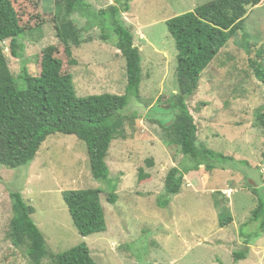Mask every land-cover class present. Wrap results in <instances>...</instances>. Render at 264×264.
<instances>
[{"label": "rangeland", "instance_id": "374dc122", "mask_svg": "<svg viewBox=\"0 0 264 264\" xmlns=\"http://www.w3.org/2000/svg\"><path fill=\"white\" fill-rule=\"evenodd\" d=\"M12 1L22 22L33 21L38 7L51 19L20 38L24 45L21 58L12 56L10 41L1 44L16 78L24 68L31 76H39L42 50L55 45L64 70L73 74L79 97L124 94L126 64L116 48V37L103 41L100 28L85 31L86 19L73 15L85 43L73 47L75 64H71L52 21L54 14L61 13L54 0L34 4L31 0ZM85 1L97 11L116 2ZM208 1L134 0L131 11L123 14L141 50L142 83L140 100L130 108L137 118L128 123L126 138L112 142L107 157L110 179L119 196L115 205L107 201L109 185L93 178L87 146L75 135L50 136L29 167L0 165V264H31L25 250L14 248L7 238L13 191H21L36 209L32 218L51 255L86 242L98 264H264V232L254 237L260 225L251 221L258 205L253 188L264 196V136L255 123L256 111L264 110V84L249 66V60L264 45V1L251 7L246 17L250 40L244 41L242 32L233 37L205 70L197 94L188 102L199 128V141L227 159L216 158L217 169L209 174L204 167L189 172L181 192L170 198L167 207L159 206L169 170L193 162L178 148L168 147L160 127V123L173 121V113L164 107L167 99L178 93L177 49L166 21ZM261 62L264 65V58ZM18 84L24 87L21 81ZM150 159L153 166L147 164ZM140 169L149 177L140 180ZM82 189L102 191L106 232L84 238L74 226L62 193ZM221 213L233 217L223 228ZM237 253L246 258L236 259ZM42 264L55 263L48 257Z\"/></svg>", "mask_w": 264, "mask_h": 264}, {"label": "trees", "instance_id": "16d2710c", "mask_svg": "<svg viewBox=\"0 0 264 264\" xmlns=\"http://www.w3.org/2000/svg\"><path fill=\"white\" fill-rule=\"evenodd\" d=\"M134 0H116L107 9L96 10L85 0H54V7L61 13L54 14L56 35L64 46L66 56L75 64L73 47L79 48L85 41L82 29L72 16L80 14L86 19L85 31L100 28L101 39L109 41L116 37V48L126 64L127 85L124 94H101L79 97L73 74L64 70V63L58 57L55 45L42 50L40 75L31 76L27 69L16 78L4 57L1 44L10 41L11 54L19 59L24 51L20 38L26 32L48 22L49 15L38 7L36 16L22 22V16L12 0H0V165L8 169L29 167L37 157L43 143L52 135L60 133L75 135L85 142L88 149L91 173L95 180L109 185L107 201L111 205L118 202L117 185L110 179L107 157L114 140L126 138L128 123L137 118V112H130L132 104L140 100L142 83V55L135 45V37L123 19L129 13ZM264 0H209L193 11L180 14L166 21L168 32L177 49L178 93L165 102V109L173 113L169 125L160 123L168 147H176L191 164H179L169 170L165 178L163 198L160 207H167L170 198L178 195L184 179L191 171L211 173L217 169L214 161L219 155L199 141V128L188 102L199 89L205 70L217 58L229 41L239 32L243 40L249 41L245 20L251 7ZM34 4L37 0H31ZM30 3V4H32ZM250 53V46L246 47ZM264 45L256 57L249 60L255 76L264 84ZM19 79V80H18ZM24 87H19V82ZM133 101V102H132ZM131 113V114H130ZM255 123L264 136V110H257ZM262 158L264 160V144ZM153 166L152 159L147 160ZM223 169V168H222ZM140 180L149 177L139 170ZM258 205L251 221L259 223L260 230L254 237L264 232V196L253 188ZM100 189L64 191L62 197L68 208L74 226L86 238L107 231L105 209L101 201ZM13 217L7 238L14 248L24 249L31 264H42L51 257L55 264H98L86 242L58 255H51L46 239L34 222L32 215L36 209L27 203L21 191L10 194ZM217 207V205H216ZM233 217L221 213L220 226L231 224ZM245 224L243 227H247ZM236 259H245L244 253L235 254Z\"/></svg>", "mask_w": 264, "mask_h": 264}, {"label": "built area", "instance_id": "2783aa9c", "mask_svg": "<svg viewBox=\"0 0 264 264\" xmlns=\"http://www.w3.org/2000/svg\"><path fill=\"white\" fill-rule=\"evenodd\" d=\"M233 191L231 190V191H229L228 192V194H227V196H229L230 197V195H231V193H232Z\"/></svg>", "mask_w": 264, "mask_h": 264}]
</instances>
